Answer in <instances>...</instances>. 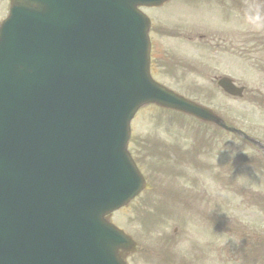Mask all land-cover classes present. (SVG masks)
Segmentation results:
<instances>
[{
	"label": "water",
	"instance_id": "water-1",
	"mask_svg": "<svg viewBox=\"0 0 264 264\" xmlns=\"http://www.w3.org/2000/svg\"><path fill=\"white\" fill-rule=\"evenodd\" d=\"M165 1H14L0 30V264L15 258L4 231L16 241L23 226L63 241L65 264H101L94 255L113 262L112 228L92 226L114 235L105 243L84 233L96 196L117 208L118 192L140 184L126 152L134 112L150 102L196 112L147 74L149 24L136 7ZM25 263L42 264L33 252Z\"/></svg>",
	"mask_w": 264,
	"mask_h": 264
},
{
	"label": "rangeland",
	"instance_id": "rangeland-1",
	"mask_svg": "<svg viewBox=\"0 0 264 264\" xmlns=\"http://www.w3.org/2000/svg\"><path fill=\"white\" fill-rule=\"evenodd\" d=\"M184 1L189 2L193 8L187 7ZM198 1L174 0L161 11L151 14L155 22L177 26L179 28L178 32H184L181 38L203 35L210 41V46L197 45L198 47H194L196 52L191 56L195 61L196 69L187 71L185 83L179 81L175 84L176 88L182 92H187L188 95L194 97L197 101H201L204 105L214 108L220 115L230 118L234 126L264 129V100H261L258 96H250V92L245 96V98L247 97L246 100L231 98L219 90L216 83L211 82L212 76L224 73L236 74L235 70L241 71V68L231 62L229 65L233 68L225 67L227 64H220V58L222 61H229L228 57L233 58L236 56L235 59L233 58L235 61L241 57L245 61H261L259 63L264 64V49H262L259 40L256 43L247 41L248 38L254 36L264 37V30H253L245 20V14L249 11V8L251 6H264V0ZM198 7L200 8L195 9ZM243 7L245 9L240 10ZM167 21L172 23H166ZM192 22L200 28H203L206 24L216 26V28L211 27L208 31L197 28L194 31L191 29ZM238 23H245V29L242 24V26L234 25ZM236 27L241 30L244 29L242 31L246 35L244 40L239 38L240 31ZM155 38L159 42L158 47L169 51L174 50L172 46L174 40L177 39L168 40L161 36H155ZM176 42H179V40ZM216 43L220 44L221 47L217 48ZM227 43L226 47L223 46ZM253 48L257 51L252 52ZM166 58H170V56L164 59ZM210 59H213L212 62H209ZM161 60L162 58L159 62ZM207 63H210V65L207 66ZM178 71L180 72V70ZM163 72H166V70ZM246 76L254 77L252 90L254 92L260 91L261 96L264 97L263 74L256 70L246 72ZM167 77V75L162 76L164 80L168 81ZM137 121H139L138 133L144 138L159 139L161 140L160 143L171 146L176 137L175 135L180 133L189 135V137L180 138L179 145L184 148H190L194 143L202 148L208 146L206 138L211 134L209 128L201 126L189 118H177L173 115H167L166 112L149 108L143 111L141 120L138 116L134 121V130ZM198 136L203 139H199ZM235 143L241 146L239 142L236 141ZM235 143L228 142V148L235 149ZM137 149L135 146L132 151L136 153ZM240 154L242 153L238 152L235 156ZM139 162L141 167H145L141 158H139ZM199 167L194 164L188 165L182 171L184 178L180 180V185L184 184L185 188H195L196 190L187 198L198 199L195 204L187 208L188 214L184 217H169L160 230L163 221L159 207V205L161 206V199L158 197H143L137 200L128 210L117 213L113 217V221L127 231L137 234L140 230V219L143 216L148 219L150 231V222L154 221L153 214L156 219L155 229L157 232L149 233L147 236H139L143 247L147 248V252L149 250L150 252L151 250H160V248H163L162 242L167 243L168 240H171L186 252H189L187 258H185V264H254L252 257L256 251V246L264 242V240H260L261 237H264V181H254L247 177L240 184L246 190L252 189L256 193L263 194L261 205L258 206L254 202L250 207L245 208L246 204H242L241 199L237 196L233 180L227 189L219 188L215 190V186L210 183L205 174V169L200 164ZM238 170L244 172L245 169L239 168ZM149 199L154 201L152 205L147 203ZM214 203L217 208H215ZM193 205H197L196 212L190 211ZM214 212H217L216 218H222L224 222L220 239L215 243L207 237H203L200 230L198 235L194 236L193 232L198 231V227H207L209 218ZM176 213L181 214L179 210H176ZM176 228L177 232L175 233ZM249 233H256L257 236L261 237H258L254 242V236ZM150 261L153 260L150 259ZM132 263L142 264L140 256L134 258ZM256 264H264V259L258 260Z\"/></svg>",
	"mask_w": 264,
	"mask_h": 264
},
{
	"label": "clouds",
	"instance_id": "clouds-1",
	"mask_svg": "<svg viewBox=\"0 0 264 264\" xmlns=\"http://www.w3.org/2000/svg\"><path fill=\"white\" fill-rule=\"evenodd\" d=\"M245 20L253 30H264V6H251Z\"/></svg>",
	"mask_w": 264,
	"mask_h": 264
},
{
	"label": "bare ground",
	"instance_id": "bare-ground-1",
	"mask_svg": "<svg viewBox=\"0 0 264 264\" xmlns=\"http://www.w3.org/2000/svg\"><path fill=\"white\" fill-rule=\"evenodd\" d=\"M85 162H89V158L87 156H85ZM110 169H111V173L113 174V176L115 178L118 179V178L121 177V167L120 166H118L117 164H114L113 166H111ZM105 189H106V186L105 185H101L99 187V191L102 192V193L105 191ZM126 191H127L126 189L124 190V192L122 191L123 194L126 193ZM120 196H121V194L119 193L118 194V197H120ZM96 198H97V202L99 203L100 196H96ZM102 203H106L105 198H103V202Z\"/></svg>",
	"mask_w": 264,
	"mask_h": 264
}]
</instances>
